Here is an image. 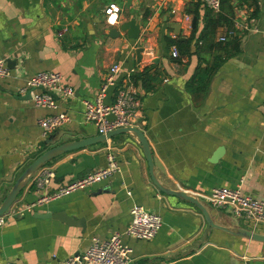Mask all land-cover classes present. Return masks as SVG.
I'll use <instances>...</instances> for the list:
<instances>
[{
	"label": "crops",
	"instance_id": "1",
	"mask_svg": "<svg viewBox=\"0 0 264 264\" xmlns=\"http://www.w3.org/2000/svg\"><path fill=\"white\" fill-rule=\"evenodd\" d=\"M109 3L120 9L113 26L103 15ZM129 20L139 25L137 40L120 32L108 37ZM173 40L184 44L177 59L169 55ZM0 59L14 62L0 80V203L42 152L96 136L83 121L82 101L93 98L116 64L119 80L147 70L150 80L132 82L140 92L133 127L148 144L159 182L194 195L238 189L264 204V0H220L215 14L201 0H0ZM48 71L59 73L73 93L58 98L55 110L36 108L17 93ZM59 113L66 120L43 138L38 121ZM51 136L54 143L45 145ZM107 154L119 173L5 220L0 264H63L93 238L124 232L132 206L157 214L161 226L148 242L123 238L132 250L129 264H264V244L210 229L193 206L159 193L128 135L46 163L38 171L52 172L53 179L39 190L29 181L13 204L23 207L52 195L104 167ZM58 212L82 226L38 217ZM214 215L220 226L246 228L226 209ZM256 233L264 234V227Z\"/></svg>",
	"mask_w": 264,
	"mask_h": 264
},
{
	"label": "built area",
	"instance_id": "2",
	"mask_svg": "<svg viewBox=\"0 0 264 264\" xmlns=\"http://www.w3.org/2000/svg\"><path fill=\"white\" fill-rule=\"evenodd\" d=\"M201 2L208 11L214 14L219 12L220 0H201ZM112 5L115 4L109 3L103 10L107 26L114 25L107 22L108 9ZM116 8L118 11L115 14L118 20L120 9L117 6ZM187 20L188 18L185 17L184 21ZM224 40L223 37L218 38L219 42H224ZM169 55L172 59L179 57L173 46L170 47ZM118 75V65H110L93 98L89 101H82L83 121L94 128L96 135L104 136L117 129L133 127V122L137 117L140 108L138 87L130 80H119ZM8 76L9 72L5 61L0 59V80ZM17 93L20 96L29 93V99L33 106L44 110L57 109L58 98H70L73 94L72 90L64 84L62 76L57 72L50 71L35 74ZM65 120L62 113L40 119L38 126L41 129V136L46 138L48 133L58 129ZM117 173H119V168L114 156L107 154L104 167L82 175L79 179L57 189L52 195L39 199L35 204L31 203L23 207H16L12 204L0 216V228L5 220L14 214L29 212L42 202L56 200L76 190H84L100 184ZM52 179V172L38 171L31 180L35 188L39 190ZM177 189L190 194L183 188ZM190 195L202 200L212 209H226L233 218L240 220L251 232H256L260 227H264V204L257 199L243 195L238 189L213 188L204 195L192 193ZM128 214L129 222L124 232H113L106 239L93 238L83 252L68 257L63 264H129L132 250L123 242V238L151 241L161 226V219L157 214L147 211L141 206H132Z\"/></svg>",
	"mask_w": 264,
	"mask_h": 264
},
{
	"label": "water",
	"instance_id": "3",
	"mask_svg": "<svg viewBox=\"0 0 264 264\" xmlns=\"http://www.w3.org/2000/svg\"><path fill=\"white\" fill-rule=\"evenodd\" d=\"M195 27V21L192 20L190 24V31L193 30ZM111 34H108L109 38H115L117 37V33H124L127 38L131 40H137L139 37V25L134 20H129L127 22L122 23L117 30L110 31ZM179 41H183V39H179ZM142 52L141 49H138L136 51L135 60L137 63L140 61L139 54ZM14 62L10 60H5V65L8 69H11ZM21 100H29V93H26ZM120 135H128L132 137L140 147V150L143 154V157L145 159L147 170H148V176L153 184V186L157 189V191L167 197H172L177 200H181L191 206H193L202 216L205 224L210 229L219 230L221 232H224L226 234H229L233 237L241 238L250 242H256L264 244V234H259L256 232H251L247 228H240V227H223L218 225L216 222V219L214 218V211L215 209H212L205 205L202 200L191 196L190 194H187L186 192L179 191V190H171L169 189L165 184H162L159 182L152 170V161L150 157V151L148 144L142 134L141 131L134 127H127L122 129H117L112 132L107 133L106 135H96L89 138H83L68 142H63L58 145H55L53 147L48 148L44 152H42L40 155H38L34 160H32L26 168L20 173V175L15 179L14 183L12 184L11 188L3 198V200L0 203V216L4 214L9 207L15 202V199L17 198L18 194L21 192V190L26 186V184L31 181L35 173L46 163L50 162L51 160L80 149H84L91 146H96L99 144H103L107 142L108 140L120 136ZM54 136L49 137L47 140H45V145H51L54 143ZM82 176V175H81ZM80 176V177H81ZM78 177V179L80 178ZM185 190V189H184ZM41 219L42 218H51L58 220L60 222L65 223L69 226H82L81 221H75L71 218L65 216L63 212L58 213H48L43 216H38Z\"/></svg>",
	"mask_w": 264,
	"mask_h": 264
},
{
	"label": "trees",
	"instance_id": "4",
	"mask_svg": "<svg viewBox=\"0 0 264 264\" xmlns=\"http://www.w3.org/2000/svg\"><path fill=\"white\" fill-rule=\"evenodd\" d=\"M209 25L213 26V23L212 22H209ZM172 46L174 48H176L178 54H182V49L181 48H182V46H184V44H182V43H180V42H178L176 40H173L171 42V44H170V47H172ZM146 72H147V70L144 69L139 74L131 75L129 77V80H131V82H133V81L134 82H137L138 80L141 81V82H145L146 80L148 81L150 79L146 75Z\"/></svg>",
	"mask_w": 264,
	"mask_h": 264
},
{
	"label": "clouds",
	"instance_id": "5",
	"mask_svg": "<svg viewBox=\"0 0 264 264\" xmlns=\"http://www.w3.org/2000/svg\"><path fill=\"white\" fill-rule=\"evenodd\" d=\"M117 11H118V9L116 8L115 5H112V7L108 9V20H107V22L109 24H115L117 22V16L115 14Z\"/></svg>",
	"mask_w": 264,
	"mask_h": 264
}]
</instances>
